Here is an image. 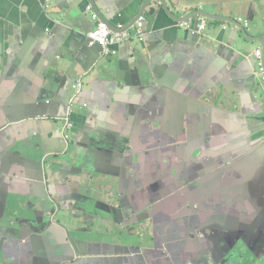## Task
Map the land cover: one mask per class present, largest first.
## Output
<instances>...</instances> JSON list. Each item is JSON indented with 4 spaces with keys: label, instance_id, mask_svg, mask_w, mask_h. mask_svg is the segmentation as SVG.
<instances>
[{
    "label": "crops",
    "instance_id": "0c3cea01",
    "mask_svg": "<svg viewBox=\"0 0 264 264\" xmlns=\"http://www.w3.org/2000/svg\"><path fill=\"white\" fill-rule=\"evenodd\" d=\"M145 1L0 0V264H264V234L255 230L264 231L261 47L218 20L192 35L158 1L143 12L145 38L115 55L82 43L97 24L88 5L126 27ZM165 1L177 17L202 9L264 38V0ZM35 23L50 28L40 41L29 32ZM139 59L147 70L141 83L132 76ZM56 75L60 93L40 104ZM30 140L47 154H75L78 168L59 163L64 177L38 182L10 153ZM83 168L111 182L106 198L79 193ZM47 194L82 219L56 226L53 217L63 214L49 204L38 224L20 230V205Z\"/></svg>",
    "mask_w": 264,
    "mask_h": 264
},
{
    "label": "water",
    "instance_id": "95a60500",
    "mask_svg": "<svg viewBox=\"0 0 264 264\" xmlns=\"http://www.w3.org/2000/svg\"><path fill=\"white\" fill-rule=\"evenodd\" d=\"M154 1L160 2L162 4L164 10L166 11V13L175 21L186 20V19L191 18L192 16H195V15H203L209 19H212V20H218V21L227 22V23L237 25L239 30H241L246 37H248L249 39H251L257 43H259V45L261 47V59L263 61V67H264V38L253 37L252 35L248 34L246 29L242 25V23L237 21V19H235V18L210 14V13L203 11L202 9L198 10L197 12H193L184 18H181V17H177L175 15V13L167 5V2L165 0H146L144 5L142 6V9L138 13V15L129 24L125 23L124 26H126V27H119L120 25H116L115 23H114L115 24L114 25L110 20L105 19L103 16H101L99 10L95 6V3H93V5H94L93 9L98 14L99 20L106 23L112 31H115V32L124 31V30L128 31L134 27L136 21L143 15L144 10H146V8L151 3H153ZM178 5L182 7V5L180 3ZM242 5H243V3H241V6ZM39 25L40 24H36L35 25L36 28H33L29 31V32L35 31L37 33L38 41L41 40L43 32H46L47 29H50V28H47V26H45V23H43L40 28H39ZM86 34H87V32L85 34H83L82 43L87 45V47H88L89 46V39L87 38ZM74 38H75V36H74ZM199 39H200V37H199ZM133 41L135 42V40H133ZM136 43H138L140 45V42H136ZM36 44H38V42ZM99 49H101V48H99ZM101 53H102V49H101ZM146 71L147 70L145 68V64H144L143 60H141V59L137 60L133 65L132 76H133L134 80L137 83H141L144 80V76H145ZM18 73H19V71H18ZM57 81H58L57 75L54 76L53 78H51V77L47 78V81H46V84H47L46 93L47 94L44 93L41 96V99L44 102L40 101L39 102L40 104L49 105L51 103V100H47L46 97H48L49 95L54 94V93H60V91L54 90V83ZM151 104H153V100H152ZM68 107H69V105L67 103H65V110L66 111L64 114L65 115L64 125H62L63 130L65 128V123L68 120V118H69V121L71 119V121L73 122L71 114L69 113ZM38 135H39L38 133L35 134V136H38ZM63 138H64L63 142L65 143L66 147L69 148L71 142L69 141L68 138H66V136H64ZM92 144H93V146H99V144H97V140H95L94 137L92 138ZM97 150L99 151L100 149H97ZM10 153L12 154V161H15L13 163H24L26 165H30L33 168V170L37 176L38 182H42L41 180H43V179H50V178L58 179L57 178L58 176L64 177L67 174V172H65V170L63 168H61V169H63V172L60 171L59 163H68L70 165L75 166V169H77L79 166V159L75 154L71 153V154H67L64 156H60V154H58V153L47 154L46 151H44V152L40 151L38 149V144H36V142H34L32 140L27 141L25 143H22L20 145L12 146L10 149ZM19 158H21V159H19ZM24 160L32 161V162H23ZM55 163H56L57 169L55 168ZM38 175H40L43 179H38ZM50 175H53V176H50ZM76 178L80 179V185H79V189H78L79 193H80V190H82V189L89 190L90 192L95 191L96 194H98L99 198H102V197L106 198V196L110 194V190L112 188V186H110L111 182L106 181V180H102V179L96 177L88 168L80 169L79 172L76 174ZM110 200L114 201V199L111 197V195H110ZM18 202L19 201H17V203ZM103 202H106V199H103ZM49 204L54 205V210L58 209L57 210L58 214L61 211L63 214L61 219L56 220L55 217H53L52 224H54L56 226L58 224L64 225L65 220L68 218L70 220H73V221H78V220L82 219L80 217V215H78L74 209H72V210H68V209L60 210L59 206L57 205V203L55 201L54 196L51 194H47V195L38 197L37 199H35L34 201H32L28 205H20L19 208L21 210V219H17L13 223L15 225H19L20 230L27 229V228H33L32 226L38 224V222H39V219H40L39 214L43 213L45 210V207ZM119 211L121 212L122 216L124 217L125 212L123 210H119ZM130 216H131V214L128 215V217H130ZM140 218L142 219L140 224L146 223V220H143L146 217H140ZM164 222H165L166 226L170 227V222L168 220L165 219ZM255 230H256V232L264 234V231L259 229V228H256ZM236 244L237 243H235V245ZM233 248H234V246H232L229 250H232ZM136 250H137L136 247L129 246L128 252L129 253L130 252L136 253ZM89 257L94 258L95 255L91 254V255H89ZM72 262L76 263L77 259H74ZM171 264H174V262L172 260H171Z\"/></svg>",
    "mask_w": 264,
    "mask_h": 264
},
{
    "label": "built area",
    "instance_id": "2783aa9c",
    "mask_svg": "<svg viewBox=\"0 0 264 264\" xmlns=\"http://www.w3.org/2000/svg\"><path fill=\"white\" fill-rule=\"evenodd\" d=\"M87 9L91 11L92 17L95 20H97L96 26L87 32V37L89 39V45L90 46H94V45L101 46L102 54L104 56L115 55L117 53L116 47L118 46L120 47L121 44L123 43L125 44L129 40H132V39L142 40L143 38H145V35H144L145 17L141 16L137 20V24L135 27H133L131 30H128L124 33H121V32L112 31L111 29H109L106 23L100 21L98 14L92 11L91 5H88ZM207 21L208 20L205 17L200 18L199 24L197 23L196 25V33L201 34L203 32V30L207 26ZM183 25H185L189 30H192L190 25H188L187 23H184ZM245 26L247 27V24H245ZM223 28H225V26H223ZM132 33L134 34L136 38H133ZM255 58L258 60L257 75L262 80H264V68L261 62L260 50L255 51ZM73 88L76 89L77 91H80L81 90L80 81L76 82ZM71 126H72V122L71 120L69 121L68 119L65 123L64 130L67 131L68 129H70Z\"/></svg>",
    "mask_w": 264,
    "mask_h": 264
},
{
    "label": "rangeland",
    "instance_id": "374dc122",
    "mask_svg": "<svg viewBox=\"0 0 264 264\" xmlns=\"http://www.w3.org/2000/svg\"><path fill=\"white\" fill-rule=\"evenodd\" d=\"M241 3L242 2H240L239 4H238V7H241ZM198 10H201V9H198ZM197 10V11H198ZM196 11V12H197ZM201 17H205V16H203V15H195V16H192L191 18H188V19H186V20H184L183 21V24L184 23H187L188 25H190V27H191V29L192 30H189L185 25H183L182 24V26L181 27H183L184 29H186V30H188L192 35H200V34H198V33H196V25H197V23L199 24V21H200V18ZM205 18H207V17H205ZM207 23L209 22V18H207ZM206 29H207V26L205 27V29L203 30V32L202 33H204L205 31H206ZM49 29H47V31H48ZM87 35V34H86ZM132 35H133V38H136L135 36H134V34L132 33ZM88 38V37H87ZM94 46H98V45H94ZM98 48H101V46H98ZM102 49V48H101ZM71 103V102H70ZM69 119V118H68ZM71 120V119H70Z\"/></svg>",
    "mask_w": 264,
    "mask_h": 264
},
{
    "label": "flooded vegetation",
    "instance_id": "af4514ba",
    "mask_svg": "<svg viewBox=\"0 0 264 264\" xmlns=\"http://www.w3.org/2000/svg\"><path fill=\"white\" fill-rule=\"evenodd\" d=\"M177 206L179 207H182V206H186L185 202L181 199V198H178L177 200H175ZM178 231V230H176Z\"/></svg>",
    "mask_w": 264,
    "mask_h": 264
},
{
    "label": "clouds",
    "instance_id": "9594fccd",
    "mask_svg": "<svg viewBox=\"0 0 264 264\" xmlns=\"http://www.w3.org/2000/svg\"><path fill=\"white\" fill-rule=\"evenodd\" d=\"M99 17V16H98ZM240 22V21H239ZM261 61H262V59H261ZM262 64H263V61H262ZM264 68V67H263Z\"/></svg>",
    "mask_w": 264,
    "mask_h": 264
},
{
    "label": "trees",
    "instance_id": "16d2710c",
    "mask_svg": "<svg viewBox=\"0 0 264 264\" xmlns=\"http://www.w3.org/2000/svg\"><path fill=\"white\" fill-rule=\"evenodd\" d=\"M96 13V12H95ZM108 26V25H107ZM110 29V28H109ZM115 32V31H114Z\"/></svg>",
    "mask_w": 264,
    "mask_h": 264
}]
</instances>
